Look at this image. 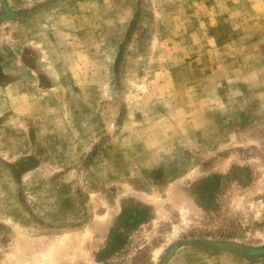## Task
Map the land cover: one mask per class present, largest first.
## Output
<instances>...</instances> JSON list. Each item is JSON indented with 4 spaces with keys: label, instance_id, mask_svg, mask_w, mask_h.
I'll use <instances>...</instances> for the list:
<instances>
[{
    "label": "rangeland",
    "instance_id": "rangeland-1",
    "mask_svg": "<svg viewBox=\"0 0 264 264\" xmlns=\"http://www.w3.org/2000/svg\"><path fill=\"white\" fill-rule=\"evenodd\" d=\"M0 264H264V0H0Z\"/></svg>",
    "mask_w": 264,
    "mask_h": 264
},
{
    "label": "water",
    "instance_id": "water-1",
    "mask_svg": "<svg viewBox=\"0 0 264 264\" xmlns=\"http://www.w3.org/2000/svg\"><path fill=\"white\" fill-rule=\"evenodd\" d=\"M217 248H223L225 250H234L236 252H239L240 253V250L243 254H247L248 250H244V249H241V248H236V247H232V246H229V245H226V244H214Z\"/></svg>",
    "mask_w": 264,
    "mask_h": 264
}]
</instances>
